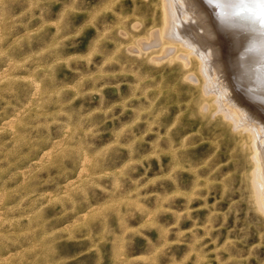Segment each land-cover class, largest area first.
<instances>
[{
    "label": "rangeland",
    "instance_id": "374dc122",
    "mask_svg": "<svg viewBox=\"0 0 264 264\" xmlns=\"http://www.w3.org/2000/svg\"><path fill=\"white\" fill-rule=\"evenodd\" d=\"M161 2L0 0V264H264L255 117Z\"/></svg>",
    "mask_w": 264,
    "mask_h": 264
},
{
    "label": "bare ground",
    "instance_id": "6f19581e",
    "mask_svg": "<svg viewBox=\"0 0 264 264\" xmlns=\"http://www.w3.org/2000/svg\"><path fill=\"white\" fill-rule=\"evenodd\" d=\"M161 1L163 26L158 30L159 33L164 31L167 37L170 33L174 34L178 25L174 22L180 23V15L176 10L186 7L189 19L195 18L192 36L202 43V46L195 43L194 49L192 41L191 55L201 57L206 64L205 58L197 55L201 49L205 50L207 53L204 54L212 61L209 68L214 74L219 70L218 78L224 79L223 83L214 85L218 89V94L214 95L216 102L222 104V100H234L236 106L240 104L246 114L255 117L252 126L246 128L244 133L256 173L264 155V20L260 15L264 3L261 0H245L243 5L234 0H178L180 3L176 5L175 0ZM201 33L207 39L205 42L197 36ZM185 44L187 47V42ZM182 47L186 50L185 45ZM187 59L188 54L180 58L184 67H187V61H184ZM228 90L230 93H225ZM261 168L264 169L262 165ZM255 177L252 176L251 188L254 189L256 205L264 216L262 190L258 189L260 184Z\"/></svg>",
    "mask_w": 264,
    "mask_h": 264
},
{
    "label": "snow or ice",
    "instance_id": "6c2138e0",
    "mask_svg": "<svg viewBox=\"0 0 264 264\" xmlns=\"http://www.w3.org/2000/svg\"><path fill=\"white\" fill-rule=\"evenodd\" d=\"M234 2H238L240 3L241 5L244 4L245 0H234ZM262 3H264V0H261ZM261 19L264 20V10L261 11Z\"/></svg>",
    "mask_w": 264,
    "mask_h": 264
}]
</instances>
